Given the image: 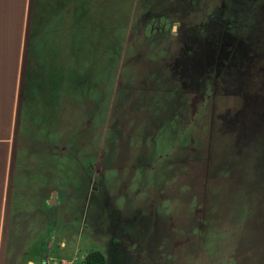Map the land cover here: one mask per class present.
<instances>
[{"label": "rangeland", "instance_id": "374dc122", "mask_svg": "<svg viewBox=\"0 0 264 264\" xmlns=\"http://www.w3.org/2000/svg\"><path fill=\"white\" fill-rule=\"evenodd\" d=\"M76 11L75 81L44 73L67 106L17 129L0 264H264V0Z\"/></svg>", "mask_w": 264, "mask_h": 264}, {"label": "crops", "instance_id": "0c3cea01", "mask_svg": "<svg viewBox=\"0 0 264 264\" xmlns=\"http://www.w3.org/2000/svg\"><path fill=\"white\" fill-rule=\"evenodd\" d=\"M77 2L52 0L51 8L46 4L48 11L41 0H0V252L6 229L3 226L11 222V181L19 123L29 108H54L61 114V108L67 106L63 105L64 84L60 90L56 86L58 94L52 85L51 93V87L44 84L45 74L57 71L75 81L74 74L65 73L61 65L76 63L72 50L77 49ZM48 34L55 45L53 54L47 52L49 59L45 55L48 44L41 41ZM31 65H37V72L31 70Z\"/></svg>", "mask_w": 264, "mask_h": 264}, {"label": "trees", "instance_id": "16d2710c", "mask_svg": "<svg viewBox=\"0 0 264 264\" xmlns=\"http://www.w3.org/2000/svg\"><path fill=\"white\" fill-rule=\"evenodd\" d=\"M84 264H107V259L100 252L93 251L84 258Z\"/></svg>", "mask_w": 264, "mask_h": 264}]
</instances>
